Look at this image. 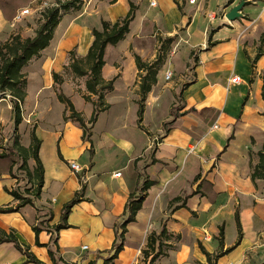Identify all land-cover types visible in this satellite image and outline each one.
<instances>
[{"label":"crops","instance_id":"1","mask_svg":"<svg viewBox=\"0 0 264 264\" xmlns=\"http://www.w3.org/2000/svg\"><path fill=\"white\" fill-rule=\"evenodd\" d=\"M188 1L81 0L79 9L62 15L49 46L25 65L32 67L28 87H34L31 106L37 111L31 115L37 119L48 114L55 104L64 106L53 92L52 76H61L69 61L68 53L73 50L76 58H84L93 42L92 31L101 30L102 21L114 23L127 14L130 4L137 7L125 38L105 49L101 69L105 81L114 80L113 90L104 97L110 106L106 111L115 106L107 97L118 91L122 93L119 99L124 100L133 114L131 127H125L120 118L115 124L121 123L122 130L140 140V145L129 143L127 135H121L114 128L104 132L102 147L110 156L127 150L126 160L119 169L124 174L111 168L106 173L90 174L98 164L99 147L92 136L94 126L91 149H88L92 154L90 165H78L81 170L76 173L70 169L69 164H78L77 160L87 152L88 143L81 140L82 131L75 123L62 119L65 108L61 107V124L49 137L51 150L46 149L38 125L35 128V135L41 141L38 156L44 170L40 198L32 206L0 214V229L12 232L21 248L27 247L39 261L51 264L48 250H57V256L67 264H103L112 255L113 242L127 217L124 208L129 193L141 187L143 181L138 175L143 173L141 167H145V177L156 184L144 195L135 221L126 225L121 240L123 249L110 264H147L142 251L147 248L148 237L158 235L163 225L169 235H178L179 241L172 245V237L164 242L173 249L164 250L166 255L154 264H209L199 246L213 256L219 249L216 237L222 227L223 252L232 248L237 230L228 241L225 217L232 216L236 228V209L242 239L214 264H264V260H251L264 251V179H257L254 184L250 179L251 165L258 163V152L264 143L261 115L264 41H259L264 34V5L256 16L250 17L245 6L255 7L257 0H244L241 17L230 22L225 15L242 0H231V3L196 0L193 4ZM26 5L38 11L55 5V0H29ZM16 24L5 20L0 10V39L9 38ZM166 38H173L171 49L157 74L156 84L148 93L139 127L137 91L141 72L136 68L134 55L144 62L153 61L158 41ZM192 53L197 62L191 71L194 78L182 93L184 107L177 117L166 119L171 125L161 135L167 122L159 107V94L165 85L174 87L177 93L180 82L188 78ZM167 72L172 73V81H165ZM233 76H239L241 83L231 84ZM72 79L70 76V81L66 80L60 89L66 97L71 96V101L76 98L84 102L77 92L75 96L66 93L67 82L72 83ZM83 88L79 87L81 91ZM27 99L28 94L24 103ZM4 102L0 100V106ZM211 110L218 113L213 129L207 128L211 119L206 114ZM201 112L206 114L202 116ZM252 128L260 131V139L253 136ZM158 137L160 142L153 147L154 156L150 159L152 143ZM28 145L29 142L25 147ZM190 148L193 151L189 153ZM34 165L30 160V171ZM117 173L119 177L115 176ZM78 176L84 186V201L76 204L68 215L67 224L71 227L55 232L53 228L60 221L63 205L81 189ZM193 180L196 183L188 182ZM14 182L0 172V207L18 204L5 191H12ZM174 198L183 200L175 206L185 200V207L169 210L168 204ZM34 226L39 229L38 244ZM25 260L13 243H0V264H31Z\"/></svg>","mask_w":264,"mask_h":264},{"label":"trees","instance_id":"2","mask_svg":"<svg viewBox=\"0 0 264 264\" xmlns=\"http://www.w3.org/2000/svg\"><path fill=\"white\" fill-rule=\"evenodd\" d=\"M28 1L29 0H0V10L5 20L12 21L16 11L19 8L25 6ZM228 2L231 3V0H228ZM80 5L81 0H55V5L46 7L41 12V21L38 27L35 29L34 35L32 37H26L23 39L19 35H10L9 38L0 45V100L9 97L14 127H17L21 123L20 106L24 102L27 95V80L22 73V68L28 63L29 60H31L33 57H37L41 51L49 46L50 41L53 38L54 31L59 24L62 15L70 10L79 9ZM136 9V6L130 4L129 11L123 18L117 20L114 23L102 21L101 30L92 31L93 42L84 58H76L73 50L68 53L70 60L68 67L70 68L72 74L75 77H86L85 88L89 96H83L85 101H91L90 96H93L97 97L98 104H101V106H98V104L94 105L95 108L93 109L89 121L86 123L83 120L81 114L75 110L70 99L61 93L60 89H56L58 91L56 94L57 100L65 107L63 120L71 121L81 129V140L90 144L89 149H91V129L94 126L97 117L99 113L106 111L110 107L107 103H105V94L113 90L114 80L105 81L101 77V69L104 65L103 58L105 49L107 46L115 45L125 38L129 32V25L134 19ZM163 41L166 45L170 46L173 38H166ZM165 50L166 49L159 50L152 62H144L139 56L134 55L136 68L139 72H141V74L138 76L139 84L137 91V95L139 97L137 100V124L139 127L144 113L145 99L152 87L156 84L157 74L165 60ZM160 51H164L163 55L160 54ZM258 57L259 55L256 56V59ZM191 59H193V61L197 60L194 53L191 54ZM52 77L57 85L62 83L61 76L53 74ZM262 82L263 85L261 89V99L263 100V112L261 115L264 117V77H262ZM167 132L168 130L165 129V133ZM40 146L41 141L36 137L34 130H32L30 133V144L28 147L19 145L18 141L15 140V145L12 147V152L0 153V160L10 158L12 155L20 153L23 164L26 163L28 159H32L35 163L32 171H30L29 174L31 175L30 183L34 187L31 193V198L22 196L13 190H5L13 197L14 200L18 201V204L14 207H0V214L16 212L20 207L25 205L32 206L33 202L40 198L44 183V170L38 156ZM58 157L62 160V156L59 152ZM155 162L156 161L153 159L152 163ZM12 168L13 166H10L6 174H11ZM250 179L253 184L257 179H264V143L261 150L258 152V163L254 166L251 165ZM78 180L79 184L81 185V189L75 192L73 198L63 205L60 221L53 228L55 232H59L62 229L71 227L67 224V217L76 204L84 201V186L79 176ZM155 184L156 183L154 181H150L145 178L141 184V187L137 189L136 192L129 193L128 200L124 208V213L127 214V217L120 226L121 233L116 236L115 241L113 242L111 248L112 255L105 259L103 264H110L117 258L119 252L122 251L123 245L121 240L123 239V234L126 232L125 227L128 223L135 221V215L141 209L144 195L146 194L147 190ZM180 201L183 200L181 198H174L169 202L168 209L175 211L177 209L184 208L185 200L180 205L175 206V204L179 203ZM235 224L237 230V240L232 248L223 252L224 232L222 227L219 228L218 236L216 237L219 249L214 254V256H211L202 246H199L200 251L205 256L207 263L214 264L219 258L229 253L232 249L239 245L242 239V230L239 222L238 210L235 211ZM33 232L35 233L36 244H38L37 235L39 233V229L37 226L33 227ZM172 237V235L167 233L164 225L158 235L151 234L148 237L146 245L147 248L146 250L142 251L144 259H148L146 262L147 264H154L156 260L166 255L164 253L163 247H166L167 250L173 249L171 245L168 246V244H164V242L169 241ZM177 237L179 238V236ZM116 240H119V242H116ZM5 242L13 243L17 250L26 257V263L45 264L39 261L33 254L29 253L27 247L21 248L12 232L6 233L0 229V243ZM48 255L51 264H67L60 256H57V250H48ZM88 264L93 263L89 262Z\"/></svg>","mask_w":264,"mask_h":264},{"label":"rangeland","instance_id":"3","mask_svg":"<svg viewBox=\"0 0 264 264\" xmlns=\"http://www.w3.org/2000/svg\"><path fill=\"white\" fill-rule=\"evenodd\" d=\"M257 4L258 5L255 7L254 6L248 7L247 5L245 6V11H247V13L249 14L250 17H254L257 15L261 5H264V0H257ZM21 8L22 9L28 8L30 10V15L26 16L20 23H17L15 28H14L15 30L10 34L11 35H19L21 38L24 39L26 37H32L34 35V31L38 27V25L41 21V12L43 11V9L42 10L40 9L37 11V10H34L32 8V6H30V5H25ZM4 38H7V37H4ZM4 38L0 39V45L6 41V39L4 41H2ZM259 41L261 43L264 41V35L260 36ZM156 49H157V54H158L159 50L166 49L165 50L166 52L164 53V56H166L167 53L169 52V49H171V47L166 45L164 43V41L160 39L158 41ZM163 52L164 51H160V54L163 55ZM69 62H70V60L68 61L67 65L64 66L63 73H61L62 83L60 85H57L55 83V80H53L54 81L53 92L56 95L58 92L56 89L57 88L60 89L61 85L66 80L70 81V76L73 77V79L71 80L72 83L67 82L68 85L66 87V89H67L66 93H68L69 95L72 94L75 96L74 92H77V94L83 99V101L85 103L80 101V100H77L76 98H74V100L71 101L72 100L71 96H69V99H71L70 101L73 102V104H74V108L76 106L75 110L81 114L83 120L87 123L90 119L92 112H93L92 110L95 108L94 105L98 104L97 97L90 96L91 101H85V98L83 96L84 95L89 96L87 91H86V88H85L86 77H75L72 74L70 68L68 67ZM196 62H197V60L193 61V59H191V63H189L188 78L185 81L180 82L179 89H178L177 93H174V91H173L174 87H169V86L165 85L162 88V90L159 94L160 99H161V101L159 103V105H160L159 107L162 108L163 117H164L163 119H165L164 122H167L166 119H168L170 117H177L179 115V111L181 110L182 106L184 107L183 99H182V93L187 86L186 84H188L194 78L191 71L193 70L194 64ZM31 68H32L31 66H26V67L24 66L22 68V73L24 74L25 79L27 80L26 93L28 94V99L25 101V103L23 102L24 104L22 103V105L20 106L21 123L17 127H14L11 109H8V107H7V105H8L7 103H9V105L11 107L9 97L4 98L3 100H5L6 102L3 103L4 105L0 106V153L12 152V147L15 145V140H17L18 144L23 146V147H25L28 144V142L30 144V133L32 130H34V132H35V128L37 127V125H38V133L42 137V139H44V141L47 145L46 149L47 150L52 149L51 139L49 137H51V134L54 131L53 129L57 128V126L61 124L60 123L61 114H62V112H61L62 108L61 107H64V106L60 107L57 104H55L52 106V108H50V112L48 114L38 116L37 119H35V117L33 115H31V113L33 111H34V113H35V111H37V110L32 109V106H31V102L34 98V93H33L34 87L33 86L31 87V85L28 87V79H29L30 71H32ZM159 76H162V75L160 74ZM74 78H77V81L74 80ZM81 85L84 87L83 91H81L79 89V87ZM62 91L63 90L60 89L61 93H63ZM71 92H73V93H71ZM120 96H122V93H119V91H118V93H113L112 95H109L107 97L108 101L113 103L115 106H113V109L109 110V112L106 111V112L99 113V115L97 117L98 120L92 129L93 140L97 144V146L99 147V150H98V155H97V159H96L98 162L97 167L95 168V170H91L90 174H92L93 172L94 173H97V172H105L106 173V171H108L110 168L119 170V169H121V167L123 166V163L126 160L127 150H121L119 152L117 151L116 156H110L108 154L107 149L102 147V145L104 144V142H102V138H103L104 132L106 130L114 128L121 135H127L128 139H129L128 140L129 143L140 145V140L138 138H136L134 135H131L129 132H127V130H122V124L121 123H123L125 127H131V118H133V114L131 113V111L129 109H127V106L124 103V100L119 99ZM138 98L139 97L137 95V100H138ZM146 99H147V97H146ZM146 99H145V102H146ZM105 103H106V101H105ZM98 106H101V104H98ZM144 110H145V107H144ZM64 114H65V109H64L62 119L64 117ZM205 114H206V112H201L200 115L203 116ZM206 115L211 119V122L207 126V128H210L214 125V121L216 119L215 117L218 116V113L215 110H211ZM158 117H160V114L158 115ZM117 118H120V121H121L120 124H115V121H118ZM170 125L171 124H169L168 122L166 123V125H164L163 131L161 130L162 131L161 135L165 133V129L170 127ZM213 127H212V129H213ZM153 129H154V127H153ZM251 132L255 138L260 139L261 134H260L259 130L252 128ZM159 142H160L159 137H158V139L155 138V140L153 141L152 149H150L151 152L149 154V157H151L150 159L153 158L154 154L152 151L156 148L157 143H159ZM83 143H87V142H83ZM89 147H90V144L88 143L86 145L87 152L82 156V158H80V160H77V163L79 166L83 165V164H87V165L89 164L90 165V161H91L90 158H91L92 154L90 153L91 151L88 150ZM153 147H154V149H153ZM18 154H14L10 158L0 160V172L6 173L8 171V168L10 166H13L12 173L9 175L7 174L10 179L15 181L14 186L12 187V190L18 192L22 196L31 198V193H32L34 187L30 183L31 175H29L30 170H29L28 164H29L30 160H32V159H28L26 161V163L23 164L21 154L20 153H18ZM115 157H117V158H115ZM92 169H93V166H92ZM141 170L143 171V173L139 174L138 178L141 177V179L140 178L139 179L144 181V179L146 178L145 177V175H146L145 167H141ZM119 172L124 174L123 170H119ZM80 174L83 176V170L80 172ZM188 182H191V184L196 183L195 180L188 181ZM236 210H238V209H236ZM225 219H226L225 220L226 221L225 222V235L227 237V240L230 241L231 238L234 236V234H236L234 219L232 216H231V218H229V216H226ZM177 236L178 235L173 236V238L171 239L172 245L179 241V238ZM162 239H164V238H162ZM156 245H157V243H156ZM156 245H155V247L157 248ZM164 246H166V245H164ZM163 249L165 251L167 250L166 247H164ZM251 260L254 262H255V260H264V251L259 252L257 254V257L252 256ZM147 261H148V259H145V262H147ZM255 264H257V263H255Z\"/></svg>","mask_w":264,"mask_h":264},{"label":"built area","instance_id":"4","mask_svg":"<svg viewBox=\"0 0 264 264\" xmlns=\"http://www.w3.org/2000/svg\"><path fill=\"white\" fill-rule=\"evenodd\" d=\"M195 1L196 0H189L188 2L190 4H193ZM28 15H30V10L28 8L21 9L18 13L15 14L12 21L14 23H20ZM171 78H172V73L167 72L165 75V81H169ZM230 83L231 84H239V83H241V79L239 76H233L230 79ZM214 128H215V126H214ZM192 151H193V148H190L189 153ZM69 166H70L71 170H73L74 172H79L81 170L80 167L78 166V164H76L74 162H71L69 164ZM115 176L119 177L120 173L115 174ZM262 245L264 246V240H263ZM83 249H86V247H83Z\"/></svg>","mask_w":264,"mask_h":264},{"label":"water","instance_id":"5","mask_svg":"<svg viewBox=\"0 0 264 264\" xmlns=\"http://www.w3.org/2000/svg\"><path fill=\"white\" fill-rule=\"evenodd\" d=\"M245 4V1L242 0L241 2H239V4H237L236 6H234L233 8H231V10L225 15L226 19L230 22L235 21L236 19L241 17V9L243 8Z\"/></svg>","mask_w":264,"mask_h":264}]
</instances>
